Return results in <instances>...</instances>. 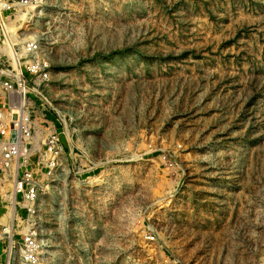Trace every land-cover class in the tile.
<instances>
[{"label": "rangeland", "instance_id": "obj_1", "mask_svg": "<svg viewBox=\"0 0 264 264\" xmlns=\"http://www.w3.org/2000/svg\"><path fill=\"white\" fill-rule=\"evenodd\" d=\"M7 16L50 52V116L72 139L29 222L35 264H264V0H40Z\"/></svg>", "mask_w": 264, "mask_h": 264}, {"label": "built area", "instance_id": "obj_2", "mask_svg": "<svg viewBox=\"0 0 264 264\" xmlns=\"http://www.w3.org/2000/svg\"><path fill=\"white\" fill-rule=\"evenodd\" d=\"M38 1L0 0V214L13 211L11 231L9 220H0L2 264H17L18 259L35 264L38 260L41 243L37 228L29 222L36 220L46 182L63 171L65 145L72 141L67 121L62 117L53 121L50 116L51 111L56 117L60 114L46 94L51 60L43 39L22 40L16 28L3 26L4 14H15ZM10 43L13 56L1 49ZM6 182L11 187L1 193Z\"/></svg>", "mask_w": 264, "mask_h": 264}, {"label": "bare ground", "instance_id": "obj_3", "mask_svg": "<svg viewBox=\"0 0 264 264\" xmlns=\"http://www.w3.org/2000/svg\"><path fill=\"white\" fill-rule=\"evenodd\" d=\"M1 49H3L4 51H6L8 53L9 56H13V52H12V44L10 43L9 45L7 46H4V47H1ZM9 184H11L10 182H6L5 183V187H4V190L1 192V193H4L6 190L9 189ZM13 212V211H12ZM13 218V217H12ZM13 220V219H11ZM12 224V222H11ZM10 226V225H9ZM12 226V225H11ZM12 228H10V231H11Z\"/></svg>", "mask_w": 264, "mask_h": 264}]
</instances>
